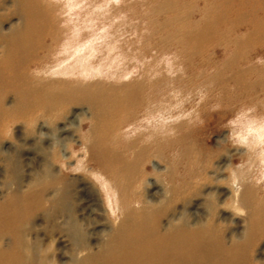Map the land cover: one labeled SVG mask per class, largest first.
<instances>
[{
	"label": "bare ground",
	"instance_id": "1",
	"mask_svg": "<svg viewBox=\"0 0 264 264\" xmlns=\"http://www.w3.org/2000/svg\"><path fill=\"white\" fill-rule=\"evenodd\" d=\"M48 7L44 0H0V169L9 189L4 199L0 197V264H56L55 239L47 234H37L33 240L29 237L41 213L46 214L52 231L65 230L75 242L71 264H264V257L255 254L264 238V197L259 198L250 181L239 179L236 172L230 202L244 209L249 219L244 235L227 234L217 205L207 217L193 221L185 214L176 217L177 207H186L201 195L207 179V165L200 167L198 156L193 157L187 132L174 135L182 125L162 116L149 131L152 139L139 135L123 150L117 148L118 134L135 120V108L148 102L142 90L149 81L121 89H105L96 82L94 90L86 86V91L95 93L89 96L85 92L94 108L83 144L85 154L79 160L82 165L78 166L85 178H68L62 170L70 165L64 163L67 156L60 129L54 128L57 133L52 134L46 129L50 122L63 118L68 101L79 99L80 88L67 80L33 76L29 70L35 47L42 46L40 34L33 36L35 26L42 29L52 23ZM85 70L86 75L91 73L89 68ZM104 98H110L109 103ZM13 124L22 126L25 143L6 147L13 138ZM133 128L124 130L129 133ZM257 131L251 139L247 133L240 138L253 145L264 143V126ZM177 155L180 161L174 162ZM152 160L158 164L150 170ZM36 162L32 174L24 178L25 167ZM153 175L164 185L163 195L147 199L146 190L155 183L160 185L148 182ZM20 210L26 213L16 214ZM106 213L119 220L117 228L101 220ZM59 219L66 222L63 229ZM99 231L107 238L93 251L88 238Z\"/></svg>",
	"mask_w": 264,
	"mask_h": 264
},
{
	"label": "rangeland",
	"instance_id": "2",
	"mask_svg": "<svg viewBox=\"0 0 264 264\" xmlns=\"http://www.w3.org/2000/svg\"><path fill=\"white\" fill-rule=\"evenodd\" d=\"M44 2L51 9L52 23L42 29L35 26L33 36L40 34L42 46L35 47L29 70L33 76L67 80L80 88L79 99L68 101L63 118L57 123L50 122L46 129L49 134L57 133L54 128L60 129L59 137L67 156L63 162L70 165L62 170L68 178L71 181L85 178L84 170L78 166L82 165L79 160L85 154L83 144L94 111L85 94L95 93L86 91V86L94 90L96 82L105 89L110 86L121 89L127 84L139 86L149 81L148 86L142 85V96H148V102L135 108L133 124L124 126L134 128L129 133L122 128L117 148L123 150L139 135L152 139L149 131L162 116L167 122L182 125L175 129L174 135L187 132L193 157L198 156L200 167L207 165V179L201 195L192 198L186 207H177L176 217L185 214L193 221L209 215L217 205L218 217L227 234L244 235L249 219L244 209L231 205L230 196L236 172L239 179L245 177L250 181L259 198L264 197V143L253 145L252 141L247 143L240 138L247 133L251 139L264 126V0ZM86 68L91 70L88 75ZM52 70L60 73L54 74ZM109 99L102 101L109 103ZM116 110L113 111L117 113ZM10 130L13 138L5 143L6 147L25 143L21 125L13 124ZM173 161L179 162L180 156ZM154 163L158 164L149 161L150 170ZM36 164L25 167L24 178L32 174ZM193 165L197 167L196 163ZM90 178L96 181L94 176ZM156 181L158 177L154 175L148 179L149 183ZM159 183L146 190L147 199L162 198L164 185ZM6 184L7 178L0 169L2 199L9 191ZM97 188L104 198L100 185ZM45 215L41 213L34 220L29 237L33 240L37 234L50 235L55 239L56 264H71L75 242L65 230L52 231ZM102 217L112 229L119 226L116 216L106 213ZM60 224L63 229L66 222L61 219ZM93 237L88 240L93 251H98L100 241L107 235L99 231ZM255 254L264 257V238Z\"/></svg>",
	"mask_w": 264,
	"mask_h": 264
}]
</instances>
